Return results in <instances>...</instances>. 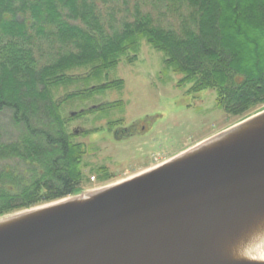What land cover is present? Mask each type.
<instances>
[{
	"label": "trees",
	"instance_id": "obj_1",
	"mask_svg": "<svg viewBox=\"0 0 264 264\" xmlns=\"http://www.w3.org/2000/svg\"><path fill=\"white\" fill-rule=\"evenodd\" d=\"M168 1L188 13L179 31L142 14L106 29L97 0H0V217L79 192L87 148L53 91L76 68L117 67L142 37L193 99L216 90L217 106L239 117L264 104V0ZM43 47L55 54L42 65Z\"/></svg>",
	"mask_w": 264,
	"mask_h": 264
},
{
	"label": "water",
	"instance_id": "obj_2",
	"mask_svg": "<svg viewBox=\"0 0 264 264\" xmlns=\"http://www.w3.org/2000/svg\"><path fill=\"white\" fill-rule=\"evenodd\" d=\"M152 169L0 217V264H232L264 219V110Z\"/></svg>",
	"mask_w": 264,
	"mask_h": 264
},
{
	"label": "rangeland",
	"instance_id": "obj_3",
	"mask_svg": "<svg viewBox=\"0 0 264 264\" xmlns=\"http://www.w3.org/2000/svg\"><path fill=\"white\" fill-rule=\"evenodd\" d=\"M97 6L106 29L111 24L119 27L125 20L133 22L142 14L151 16L157 26L179 31L188 14L168 0H97ZM54 54L43 47L36 51V58L40 64H48ZM165 59L142 37L117 67L101 72H96L97 64L76 68L67 72L74 82L53 91L55 100L62 101V113L75 114L68 123L69 133L81 130L73 135L74 142L87 148L84 180L75 195L158 166L264 110L262 104L245 116L230 115L217 106L216 90L193 99L189 85H179L183 76L173 73ZM116 82L122 84L110 86ZM72 94L76 96L66 100ZM147 118L151 126L145 133L123 138L119 132L141 126Z\"/></svg>",
	"mask_w": 264,
	"mask_h": 264
},
{
	"label": "clouds",
	"instance_id": "obj_4",
	"mask_svg": "<svg viewBox=\"0 0 264 264\" xmlns=\"http://www.w3.org/2000/svg\"><path fill=\"white\" fill-rule=\"evenodd\" d=\"M232 264H264V219H257L228 246Z\"/></svg>",
	"mask_w": 264,
	"mask_h": 264
},
{
	"label": "flooded vegetation",
	"instance_id": "obj_5",
	"mask_svg": "<svg viewBox=\"0 0 264 264\" xmlns=\"http://www.w3.org/2000/svg\"><path fill=\"white\" fill-rule=\"evenodd\" d=\"M148 121H149V118H147V120H145L146 123H143L141 126L138 125V126H135V127L130 128L127 131L120 130L119 132L121 134H123V136H124L123 138L133 137V136H136V135H138L140 133H145L146 130H148L150 128V126H151L150 123H147ZM145 124L146 125L148 124V127H146ZM139 127H141V128L139 129ZM80 131L81 130H79V129L78 130H75V134H79Z\"/></svg>",
	"mask_w": 264,
	"mask_h": 264
},
{
	"label": "bare ground",
	"instance_id": "obj_6",
	"mask_svg": "<svg viewBox=\"0 0 264 264\" xmlns=\"http://www.w3.org/2000/svg\"><path fill=\"white\" fill-rule=\"evenodd\" d=\"M156 167V166H155ZM152 168H154V167H152ZM151 168V169H152ZM153 170V169H152ZM147 171H148V169H147ZM145 172H146V170H145ZM141 173V172H140ZM144 173V172H143ZM139 174V173H138ZM142 174V173H141ZM135 175H137V174H135ZM135 175H132L131 176V178H134L135 177ZM140 175V174H139ZM134 176V177H133ZM130 178V179H131ZM11 223H13V221H11V222H0V228H2V227H4V226H7V225H9V224H11Z\"/></svg>",
	"mask_w": 264,
	"mask_h": 264
}]
</instances>
